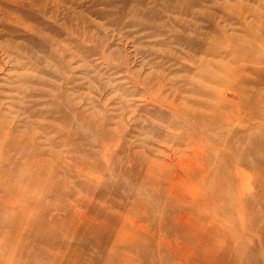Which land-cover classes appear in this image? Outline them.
<instances>
[{
    "label": "rangeland",
    "instance_id": "374dc122",
    "mask_svg": "<svg viewBox=\"0 0 264 264\" xmlns=\"http://www.w3.org/2000/svg\"><path fill=\"white\" fill-rule=\"evenodd\" d=\"M129 259L264 264V0H0V264Z\"/></svg>",
    "mask_w": 264,
    "mask_h": 264
},
{
    "label": "bare ground",
    "instance_id": "6f19581e",
    "mask_svg": "<svg viewBox=\"0 0 264 264\" xmlns=\"http://www.w3.org/2000/svg\"><path fill=\"white\" fill-rule=\"evenodd\" d=\"M165 165V164H164ZM159 176V175H158ZM183 176V175H182ZM178 178V177H177ZM181 179V178H180ZM182 179H185V178H182ZM178 182V181H177ZM173 183V182H172ZM180 183H181V181H180ZM179 183V184H180ZM183 183V182H182ZM178 184V183H177ZM175 189V188H174ZM173 191V190H172ZM180 191V190H179ZM183 192V191H182ZM181 192V193H182ZM172 194H173V192H172ZM175 194V193H174ZM178 194H180L179 192H178ZM185 194V193H184ZM175 196H176V194H175ZM177 198V197H176ZM187 199V198H186ZM186 201V200H185ZM187 201H189L188 199H187ZM192 203V202H191ZM140 204V203H139ZM183 204H185V205H187L186 203H183ZM176 206V205H175ZM199 209V208H198ZM198 211V210H197ZM189 214V213H188ZM191 214V213H190ZM182 215V214H181ZM184 215V214H183ZM182 215V216H183ZM185 216H187V215H185ZM191 216V215H190ZM93 217V216H92ZM189 217V216H188ZM183 218H184V216H183ZM182 218V219H183ZM100 219V218H99ZM204 220V219H203ZM184 221V220H183ZM192 222H193V220H191ZM199 221V220H198ZM56 222V221H55ZM104 222V221H103ZM200 222V221H199ZM110 223V222H109ZM196 223H197V220H196ZM103 224H105V222L103 223ZM98 225V224H97ZM109 225V224H108ZM114 225V224H113ZM93 226H96V224H94ZM99 226V229L101 230L102 228H104V227H100V225H98ZM102 226H104V225H102ZM110 226H111V224H110ZM201 226V225H200ZM200 226H199V228H200ZM92 226H90V228H91ZM107 227V226H106ZM193 227V226H192ZM85 228V227H84ZM95 228V227H94ZM98 227L96 226V228L95 229H97ZM112 228V227H111ZM106 228H104V230H105ZM109 229V228H108ZM114 229V228H113ZM120 229V228H119ZM118 229V230H119ZM125 229V228H124ZM136 229V228H135ZM116 230V229H115ZM117 230V231H118ZM121 230H122V228H121ZM131 230V229H130ZM97 231V230H96ZM108 231V230H107ZM110 231H113L112 229H110L109 230V232ZM99 232V231H98ZM101 233H102V230H101ZM104 233V232H103ZM112 233V232H111ZM117 233V232H116ZM152 233V232H151ZM105 234L107 235V233L105 232ZM117 234H119V233H117ZM135 235L136 234H134V233H132L131 231L129 232V233H127V231L125 232H121L120 234H119V237L121 238V240H123V241H125V242H128L129 244L130 243H132L133 241H134V239H135ZM101 236H103V234L101 235ZM109 236H111V235H107V237L109 238ZM137 236V235H136ZM184 236V235H183ZM220 236V235H219ZM105 237V236H104ZM206 237V236H205ZM213 237V236H212ZM215 238V237H214ZM111 239V238H110ZM211 239V238H210ZM210 239H208V240H210ZM144 240V239H143ZM140 242V241H139ZM207 242V241H206ZM169 244V243H168ZM168 244H166V245H168ZM120 245V244H119ZM210 246V245H209ZM122 249V248H121ZM123 249H126V248H123ZM59 250V249H58ZM119 251H121V250H119ZM58 253V252H57ZM121 253V252H120ZM124 253H125V255H128V254H126V252L124 251ZM116 257V256H115ZM115 257L113 258V259H115ZM60 258V257H59ZM69 258V257H68ZM118 258V257H117ZM132 258V257H131ZM124 259V258H123ZM138 259V258H137ZM136 259V260H137ZM140 259V258H139ZM196 260V259H195ZM199 260V259H198ZM75 261V260H74ZM114 261H116V259L114 260ZM123 261V260H122ZM125 261V260H124ZM138 261V260H137ZM85 262V261H84ZM152 262V261H151ZM113 262H111V264H112ZM124 263V262H123ZM195 263H198V262H195ZM82 264H84V263H82ZM88 264H91V263H88ZM97 264V263H96ZM105 264V263H104ZM125 264H142V262L141 261H139V262H136L135 261V259H129V260H127L126 261V263ZM201 264H202V262H201Z\"/></svg>",
    "mask_w": 264,
    "mask_h": 264
}]
</instances>
